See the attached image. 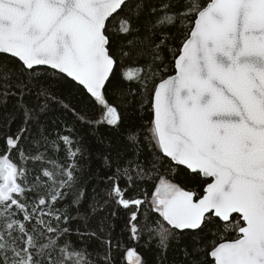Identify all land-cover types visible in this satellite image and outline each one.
<instances>
[{"label":"snow or ice","instance_id":"obj_1","mask_svg":"<svg viewBox=\"0 0 264 264\" xmlns=\"http://www.w3.org/2000/svg\"><path fill=\"white\" fill-rule=\"evenodd\" d=\"M0 142V264H264V0H0Z\"/></svg>","mask_w":264,"mask_h":264},{"label":"trees","instance_id":"obj_2","mask_svg":"<svg viewBox=\"0 0 264 264\" xmlns=\"http://www.w3.org/2000/svg\"><path fill=\"white\" fill-rule=\"evenodd\" d=\"M76 95L75 93L73 94ZM82 96L76 97L72 99V103L75 104L77 102V99H82ZM143 115L147 116L148 113H143ZM50 119L53 121H60L61 124L57 125V128H61L64 123L71 125L72 124V118L71 116L60 110L59 106L57 105L55 110L51 113ZM143 121H141L142 123ZM84 142H86L89 146V152L92 153V163L93 167L99 162V157L97 156V153H104V154H110L115 155L117 150L120 148V143L117 142L114 133L109 128L101 127L97 131H93L90 128H86L83 125L79 127L78 133H77ZM122 139V138H121ZM2 143V142H0ZM183 171V168L181 167V172ZM176 181L181 183L182 186H184V178L183 176H177ZM139 251L143 252L144 250L141 248ZM172 253H169V258H171Z\"/></svg>","mask_w":264,"mask_h":264},{"label":"water","instance_id":"obj_3","mask_svg":"<svg viewBox=\"0 0 264 264\" xmlns=\"http://www.w3.org/2000/svg\"><path fill=\"white\" fill-rule=\"evenodd\" d=\"M183 168V166H181Z\"/></svg>","mask_w":264,"mask_h":264}]
</instances>
